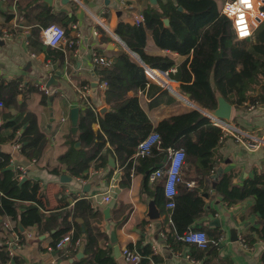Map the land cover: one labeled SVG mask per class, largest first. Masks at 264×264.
<instances>
[{"label":"crops","instance_id":"crops-1","mask_svg":"<svg viewBox=\"0 0 264 264\" xmlns=\"http://www.w3.org/2000/svg\"><path fill=\"white\" fill-rule=\"evenodd\" d=\"M225 1L215 0L220 15ZM166 2L123 0L121 4L119 0H2L0 29L11 31L13 38L0 39V82L16 81L19 84L15 105L0 107V152L10 157L8 169L14 175V180L19 184L26 181L38 184L39 208L44 216L59 214L58 223L66 216L67 222L82 224L83 219L72 218V211L78 201H88L96 209L94 215L88 218V224L101 233L97 235L95 248L110 251L115 264H127L120 253L115 257V247L120 252L128 248L140 254L139 264H264V237L259 235L262 223L253 211L255 197L229 202L221 191L222 177L229 179L228 190H231L242 188L246 180L264 173V149L250 151L231 137L221 140L220 133L210 155L212 169L206 174L198 165L185 163L173 199L175 206L168 208L167 203L158 207L151 196L155 184L163 189L165 177L154 182L148 180L146 187L144 184L150 172L167 167V150L174 148L164 152L159 141L150 155L144 158L145 162L134 156V150L133 155L121 165L106 137H98L99 133L102 134L99 119L108 114L111 108L104 97L107 85L97 75V71L104 68L93 65V56L111 60L110 69L118 52L125 50L144 69L149 68L128 49L115 30L119 24L136 26V16L143 15L148 7L155 8L158 3ZM52 24L61 26L66 33L65 42L58 48L45 47L40 40L41 30ZM74 25L75 29L72 28ZM164 26L168 27L169 21ZM232 33L234 35L233 30ZM234 40L242 41L235 36ZM252 40L253 35L246 42ZM70 42L73 43L71 47ZM142 52L150 57L167 56L174 63L169 69L174 72L153 69L157 70L153 73L155 82L145 76L148 84L136 94L140 108L153 127L165 119L192 110H197L210 121L209 115L217 109L218 99H223L230 105L228 124L255 137L264 134V109L248 110V104L252 103L249 100L238 105L229 103L216 93L217 106L207 111L186 99L188 94L182 95L180 87L191 84L193 80L189 69L192 52L180 55L162 49L155 43L151 31L146 33ZM60 53L63 58L58 60ZM184 62L186 68L178 71ZM159 72L168 74L165 78ZM188 73L192 77L186 83ZM35 84L48 89L53 109L59 114L57 122L53 123L55 120L50 119L51 114L46 109L48 105L42 100L43 93L34 87ZM19 85H22V89ZM82 86L89 87L85 101L80 100L78 95V89ZM133 94L130 91L128 96ZM252 96L254 101L264 100V93L258 90L253 91ZM77 108L78 122L74 130L70 115ZM86 109H90L93 117L82 119ZM101 110H105L103 114H100ZM27 114L35 116L37 126L44 135L43 148L38 157L25 156L29 151L24 149L25 143L20 142L21 134L27 127L24 122ZM87 122L90 132L80 140ZM153 132L156 131L152 130L147 136ZM73 140L74 147L77 142L80 144L76 149L99 142L105 144L101 158L91 162L80 175H70L59 162V157ZM17 145H20V149ZM31 160L36 162L33 166L30 165ZM17 166L28 167L25 179L18 177ZM107 194L111 195V201L99 203ZM16 204L20 212L31 205L23 201ZM183 210L189 211L184 215L185 220L189 219L187 232H204L211 241L208 249L187 244L178 236L172 215L175 211L181 214ZM5 224L9 228H5ZM12 231L20 234V247L13 241ZM28 232L31 237H27ZM51 233L37 226L24 227L10 217L1 215L0 264H72L86 257L83 245L77 248L67 245L63 250L53 251ZM67 234L72 236V231ZM80 249L83 257L76 259ZM74 251L76 255L71 257Z\"/></svg>","mask_w":264,"mask_h":264},{"label":"trees","instance_id":"trees-1","mask_svg":"<svg viewBox=\"0 0 264 264\" xmlns=\"http://www.w3.org/2000/svg\"><path fill=\"white\" fill-rule=\"evenodd\" d=\"M179 8L183 11H179ZM143 18L142 24L133 27L119 24L115 34L150 69L169 71L174 63L167 56L150 57L142 52L147 31L152 32L155 43L162 49L175 51L180 55L192 52L189 63L192 83L180 87L182 95H189L190 102L203 110L212 111L217 106L216 93L229 103L238 105L247 100L253 102L252 92L255 90L264 93V22L253 33V40L246 42L234 40L230 22L218 13L215 0H167L165 4L158 3L155 8L145 9ZM163 19H168V27L164 26ZM62 58L63 54L60 53L58 60ZM185 68L186 62L178 71ZM97 75L107 85L104 97L111 108L108 114L99 119L102 134L99 133L98 137H106L121 165L133 155L138 143L155 130L160 135L159 146L164 152L168 148L183 147L186 152L185 163L198 165L206 174L212 169L210 155L216 147L220 129L213 126L197 110L172 116L153 127L140 108L136 96L148 84L144 68L127 51L118 52L113 66L97 71ZM191 75L188 73L186 83L190 82ZM18 84L16 81L0 82L2 106L15 105ZM130 91H133V96H128ZM42 98L43 103L47 104L49 97L42 94ZM90 117L93 114L90 109H86L82 119ZM24 122L27 127L21 134L20 142L25 143L24 149L29 151L25 156L38 157L43 148L44 135L40 132L33 114H27ZM79 138L83 139L81 134ZM73 143L74 140L69 143L67 151L59 157V162L70 175H80L89 168L91 162L101 158L105 144L99 142L76 149ZM142 161L145 162L146 159L143 158ZM9 166L10 157L0 152V216L6 215L24 227L37 226L49 233L54 230L51 233L53 251L57 250V242L72 231L71 245L79 239L86 255L84 259L75 260L72 264H115L110 251L95 248L97 235L101 233L90 228L88 224V218L96 211L88 201H78L72 211V218L83 219L82 224L67 222L66 216L58 223L59 214L44 216L40 212L38 184L29 181L19 184L13 179L14 175L8 169ZM150 174L151 172L146 176L144 187ZM222 181L221 191L229 202L255 197L253 211L262 223L259 235L264 237V173L246 180L240 189L228 190L229 179L222 177ZM151 196L158 207L168 202L164 190L158 184L154 185ZM18 201L29 202L31 205L20 212L16 204ZM188 213V210H183L181 214L175 211L172 215L179 237L187 233L189 219L185 220L184 215ZM104 239L107 240V237L104 236ZM210 243L211 241L207 249ZM74 255L75 251L71 253V257Z\"/></svg>","mask_w":264,"mask_h":264},{"label":"built area","instance_id":"built-area-1","mask_svg":"<svg viewBox=\"0 0 264 264\" xmlns=\"http://www.w3.org/2000/svg\"><path fill=\"white\" fill-rule=\"evenodd\" d=\"M123 4V0H119ZM2 0H0V5ZM264 0H226L220 9L222 16L227 18L230 21L234 36L237 40L248 41L251 39L254 30L264 22ZM144 21L143 15H138L135 17V25L142 24ZM75 29V25L72 26ZM66 33L64 28L59 25L52 24L40 32V40L43 46L48 48H58L65 42ZM13 34L9 30L0 29V39H12ZM73 45L72 42L69 43V47ZM93 65L100 68H108L112 64L111 60L106 57L93 56ZM168 72H174L173 69ZM168 72H159L161 75L166 76ZM154 70L150 68L144 69V74L146 78L155 82L154 80ZM158 84V83H157ZM162 86V85H161ZM22 89V85H19ZM35 88H38L45 96L49 95L48 89L45 87L39 86L38 84L34 85ZM89 92L88 86H82L78 89L79 99L85 101L87 98V93ZM2 104L0 103V107ZM256 108L264 109V100H256L248 104V110H254ZM210 121L212 124L219 128L221 131V140L223 138L231 137L236 142L243 144L245 148L250 151L264 149V134L260 137H255L253 135L247 134L241 131L238 128H235L228 124L227 121L220 120L212 115H209ZM64 121V120H62ZM90 132V126L88 122L81 136L87 137ZM160 141V136L157 132L149 134L146 138L140 141L135 149L134 156L136 158L143 159L148 157L151 153L152 148L157 145ZM17 148L20 149V145H17ZM186 152L184 149H168L167 150V167L164 170H155L152 172L148 180L149 182H154L156 179L164 176L163 190L166 199L168 200L166 206L168 208H173L174 197L177 194L176 187L181 182V170L185 164ZM35 160L30 161V165L35 164ZM16 172L19 178H24L28 174V167L26 166H17ZM111 195H105L99 203H109L111 201ZM9 228L7 224L4 226ZM27 237H31V234L28 232ZM11 237L13 241H16V246L20 247L21 237L16 231L11 232ZM71 236L69 234L63 236L56 244L57 250H63L67 245H71ZM183 242L187 244H193L198 246L201 249H206L209 243V240L206 234L202 231H188L183 237L180 238ZM19 244V245H18ZM74 247L77 248L81 245L79 239L75 240L73 243ZM9 254L12 255V251L9 250ZM120 256L127 264H139L141 261V256L135 251H132L128 248L121 250Z\"/></svg>","mask_w":264,"mask_h":264},{"label":"water","instance_id":"water-1","mask_svg":"<svg viewBox=\"0 0 264 264\" xmlns=\"http://www.w3.org/2000/svg\"><path fill=\"white\" fill-rule=\"evenodd\" d=\"M179 10H181V8H179ZM163 22H164L165 25H168V20L165 19V20H163ZM162 86L166 87V85H162ZM188 98H189V95H186V99H188ZM104 111L105 110H101L100 114H103ZM210 114L212 116L220 119V120L229 121L230 105L227 102H225L223 99H218V107H217V109L212 111ZM70 120H71L73 129L76 130L77 122H78V108L74 109L71 112ZM79 145L80 144L77 142L75 144V147L78 148ZM24 179H23V181H24ZM107 212H108V209H106V213L105 214H107ZM114 251H115V253H114L115 257H118L119 253H120L119 248L115 247ZM81 257H83L82 249L79 250L78 254L76 255V259H79Z\"/></svg>","mask_w":264,"mask_h":264},{"label":"rangeland","instance_id":"rangeland-1","mask_svg":"<svg viewBox=\"0 0 264 264\" xmlns=\"http://www.w3.org/2000/svg\"><path fill=\"white\" fill-rule=\"evenodd\" d=\"M164 76V75H163ZM165 77V76H164ZM166 78V77H165ZM49 97V99H48V101H47V105L48 106H46V109H47V112H48V114L50 113L51 114V117H50V119H54L55 121L53 122V123H55V122H57L58 121V119H59V114H57V112L53 109V104H51L52 103V96L50 95V96H48Z\"/></svg>","mask_w":264,"mask_h":264}]
</instances>
